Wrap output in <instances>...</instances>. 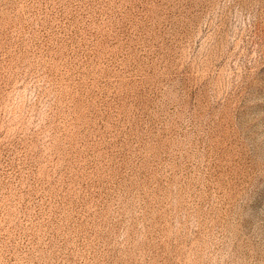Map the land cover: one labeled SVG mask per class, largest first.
Instances as JSON below:
<instances>
[{
    "label": "rangeland",
    "instance_id": "obj_1",
    "mask_svg": "<svg viewBox=\"0 0 264 264\" xmlns=\"http://www.w3.org/2000/svg\"><path fill=\"white\" fill-rule=\"evenodd\" d=\"M0 264H264V0H0Z\"/></svg>",
    "mask_w": 264,
    "mask_h": 264
}]
</instances>
